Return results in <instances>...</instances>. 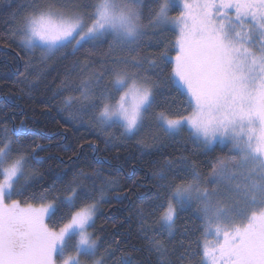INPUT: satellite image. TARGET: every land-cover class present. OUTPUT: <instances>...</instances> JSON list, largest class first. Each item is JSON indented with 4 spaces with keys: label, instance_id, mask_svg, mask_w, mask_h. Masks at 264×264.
Returning a JSON list of instances; mask_svg holds the SVG:
<instances>
[{
    "label": "snow or ice",
    "instance_id": "snow-or-ice-1",
    "mask_svg": "<svg viewBox=\"0 0 264 264\" xmlns=\"http://www.w3.org/2000/svg\"><path fill=\"white\" fill-rule=\"evenodd\" d=\"M13 18L8 46L36 80L54 58H75L53 100L91 128L93 153L133 140L146 156L189 142L205 156L227 150L207 173L180 155L153 174L155 194L129 216L141 264H264V0H30ZM166 32L158 55L145 51ZM31 134L0 119V264H134L121 248L131 233L109 239L97 226L115 181L80 169L43 186ZM194 206L200 235L185 244L181 214Z\"/></svg>",
    "mask_w": 264,
    "mask_h": 264
},
{
    "label": "trees",
    "instance_id": "trees-1",
    "mask_svg": "<svg viewBox=\"0 0 264 264\" xmlns=\"http://www.w3.org/2000/svg\"><path fill=\"white\" fill-rule=\"evenodd\" d=\"M29 2L30 0H0V119H3L4 125L9 128L14 125L18 127L23 121L32 133L27 140L43 145V149L38 152L41 160L36 164V167L44 173L43 186H48L53 181L67 182L80 169L98 170L102 178L115 181L112 188L105 192V198L98 213L97 226H103L104 232L100 235L109 239L113 236L121 239L130 232L129 242L122 243L121 248L131 253L134 264H141L146 254L132 251V246H139L140 242L136 239L137 221L134 218L129 220V216L137 206L145 203L148 197L155 194L153 174L164 160L176 159L180 155L189 157L204 173H207L210 160L214 156L225 155L227 150L222 152L217 148L213 155L205 156L189 142L186 150L176 151L169 147L159 154L146 156L142 155L133 140L129 141L126 147H121L119 151L93 153L88 147L89 142H95L91 128L86 124L71 121L59 97L53 100L54 94L61 90L65 72L71 67L75 58L71 55L67 59L54 58L43 70L41 78L36 80L33 70L26 65L27 57L22 58L24 53L21 49L15 42H11V46H8L10 41L6 39L7 35L16 23L13 13H17ZM157 39L168 44L170 40H174V36L166 32L160 37H152L151 43L154 47H146V52L159 54L162 48L155 46ZM107 53L108 45L104 44L95 51L93 58L103 61ZM174 54V51L170 53V55ZM78 55L82 58V54ZM36 56H39L38 52ZM167 71H170V68L166 69ZM64 94L67 95V92ZM175 100L172 110L183 111L182 98L176 96ZM184 139H187L186 135ZM100 147L103 148V145ZM97 156L105 161L103 166L95 164ZM117 196H127V198L118 200ZM141 197L144 199L141 200ZM181 218L189 229L188 239L184 240L185 244H188L200 235L197 231L200 221L197 219L195 207L183 212ZM181 232H183V225H181ZM179 238L184 239V236Z\"/></svg>",
    "mask_w": 264,
    "mask_h": 264
},
{
    "label": "rangeland",
    "instance_id": "rangeland-1",
    "mask_svg": "<svg viewBox=\"0 0 264 264\" xmlns=\"http://www.w3.org/2000/svg\"><path fill=\"white\" fill-rule=\"evenodd\" d=\"M195 207V206H194ZM195 212H196V209H195Z\"/></svg>",
    "mask_w": 264,
    "mask_h": 264
}]
</instances>
